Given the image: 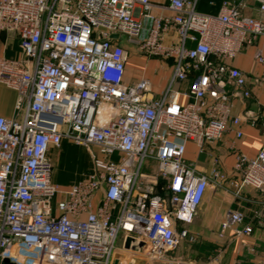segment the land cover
I'll return each mask as SVG.
<instances>
[{"label":"built area","instance_id":"obj_1","mask_svg":"<svg viewBox=\"0 0 264 264\" xmlns=\"http://www.w3.org/2000/svg\"><path fill=\"white\" fill-rule=\"evenodd\" d=\"M254 1L261 19L227 1L208 15L190 0H0V32L15 31L21 50L18 59L0 57V84L16 92L15 115L22 113L0 116V264H114L115 255L118 264H184L171 252L196 242L188 226L206 189L227 181L187 164L186 144L202 149L230 129L242 136L232 109L251 94L231 62L264 36V0ZM126 44L169 62L155 69L170 70L160 94L148 77L126 78ZM256 61L264 79V54ZM64 140L89 149L94 168L67 188L52 182L49 158ZM147 162L165 199L152 186L140 190ZM233 170L234 196L245 187L264 195V140L255 157L237 154ZM243 223L228 210L220 227L249 236ZM125 236L143 241L145 252L124 250Z\"/></svg>","mask_w":264,"mask_h":264},{"label":"crops","instance_id":"obj_2","mask_svg":"<svg viewBox=\"0 0 264 264\" xmlns=\"http://www.w3.org/2000/svg\"><path fill=\"white\" fill-rule=\"evenodd\" d=\"M190 1L195 3V10L201 14L215 15L219 12L221 4L227 1L231 5H238L240 13L244 16L255 19L262 18V14L258 10V3L254 0L242 2L239 0ZM151 2L153 6H158L167 4L168 0H151ZM158 13L157 8L153 7L152 14L157 15ZM257 53L264 54V36L251 38L236 59L231 62L233 67L246 75V86L251 94L249 99L235 100L232 109V114L239 116L242 120L240 127L242 136L236 137L235 132L230 129L223 134L220 140L206 143L202 149H199L194 143L188 142L184 153L185 162L195 167L198 173L210 175L212 170H215L226 176V182L208 186L188 230L196 236V243L203 245L209 242L213 245L211 247L214 248V251L216 249L221 254L219 262L225 260L229 264L241 262L240 258L246 254L257 255L255 261H264V209H262L264 195L257 190L245 187L239 196H234L233 189L228 185V180L237 179L233 170L236 155L242 154L247 158L255 157L264 140V79L262 78V67L256 61ZM20 56L21 50L16 32L13 30L1 31L0 57L18 59ZM140 59V55H134L128 59L126 71L128 80L141 77L142 71L138 68ZM155 74L154 71L146 76L152 80L155 93L160 94L165 87L170 70L166 67L162 68L161 77L158 79ZM15 101L16 92L0 84V116L7 119H21V112L17 117L15 115ZM179 102L183 103L185 99L180 97ZM252 120L255 121V126L250 125ZM71 146L74 145L64 140L60 148H53L49 151V158L53 164L51 179L58 186L57 175L54 174L55 169ZM148 163L154 165L157 170L155 163L147 162L145 166ZM100 199L101 195L95 197L93 211L96 210ZM228 210L239 211L244 215L243 225L252 227V233L249 236L237 234L235 229L221 230L220 224ZM81 218L84 219L85 215L83 214ZM200 248L204 247L199 246V251H201ZM249 248H253L254 251L250 252Z\"/></svg>","mask_w":264,"mask_h":264},{"label":"rangeland","instance_id":"obj_3","mask_svg":"<svg viewBox=\"0 0 264 264\" xmlns=\"http://www.w3.org/2000/svg\"><path fill=\"white\" fill-rule=\"evenodd\" d=\"M124 39L125 37L121 35L118 41L122 42ZM125 48L129 52V58L133 57L135 54L133 46L126 44ZM138 55L141 56L138 63V68L142 71L140 73L141 77H147L146 74L154 73L155 69L159 68L158 64L160 63L169 64V62L159 57L148 58L145 54ZM158 72V74H155L157 79L161 77L162 69H159ZM112 160H116V157L113 156ZM92 171H94L92 152L83 146L74 145L63 155L61 163L55 169L54 174L57 175V183L59 186L67 188L73 183L87 178ZM155 173L156 169L152 164L148 163L147 166L142 167L141 174H144L145 178L144 183L140 186V190H145L152 186L153 193L165 199L167 192L165 191L164 183L159 179L154 182L153 176ZM119 244L120 241H118L117 245L119 246ZM199 246H203L204 248H200L201 251H199ZM211 246L213 245L209 242L203 245H199L196 242L193 244L182 242L175 251L171 252V257L174 260L182 261L184 264H229L225 260H220L219 262V255L221 254L216 249L214 251V248ZM256 256L246 254V256L240 258L241 262L237 261L235 264H264V261H255ZM251 259L254 261L252 262Z\"/></svg>","mask_w":264,"mask_h":264},{"label":"water","instance_id":"obj_4","mask_svg":"<svg viewBox=\"0 0 264 264\" xmlns=\"http://www.w3.org/2000/svg\"><path fill=\"white\" fill-rule=\"evenodd\" d=\"M112 38L117 39L118 35H112ZM122 247L124 250L129 252L143 254L146 249V244L143 241L136 239L134 237L125 236L123 239ZM119 257H120L119 255H115L116 260L114 261V264H118ZM1 264H14V263H10L8 259H3ZM126 264H144V261L130 257L126 261Z\"/></svg>","mask_w":264,"mask_h":264}]
</instances>
